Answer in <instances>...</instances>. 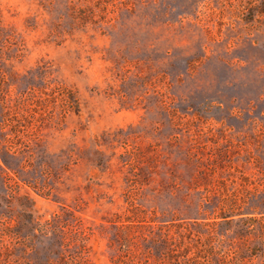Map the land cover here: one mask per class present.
Returning a JSON list of instances; mask_svg holds the SVG:
<instances>
[{"label":"rangeland","instance_id":"1","mask_svg":"<svg viewBox=\"0 0 264 264\" xmlns=\"http://www.w3.org/2000/svg\"><path fill=\"white\" fill-rule=\"evenodd\" d=\"M113 262L264 264V0H0V264Z\"/></svg>","mask_w":264,"mask_h":264},{"label":"trees","instance_id":"2","mask_svg":"<svg viewBox=\"0 0 264 264\" xmlns=\"http://www.w3.org/2000/svg\"><path fill=\"white\" fill-rule=\"evenodd\" d=\"M73 95H74V94H73ZM70 100H71L72 104L74 105L71 111L74 112V113H77V111H78V106H77V101H76V99H75V96H70ZM161 239H162V238H161ZM145 240L147 241V244L149 243V241L154 242L153 238L150 240V237H149L148 239H145ZM163 240H165L164 243L167 242L165 238H164ZM63 264H64V263H63ZM113 264H118V263L113 262Z\"/></svg>","mask_w":264,"mask_h":264}]
</instances>
